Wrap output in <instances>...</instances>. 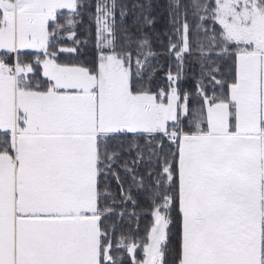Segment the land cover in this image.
I'll return each instance as SVG.
<instances>
[{"label": "snow or ice", "instance_id": "6c2138e0", "mask_svg": "<svg viewBox=\"0 0 264 264\" xmlns=\"http://www.w3.org/2000/svg\"><path fill=\"white\" fill-rule=\"evenodd\" d=\"M92 7L0 0V264H264V0Z\"/></svg>", "mask_w": 264, "mask_h": 264}, {"label": "trees", "instance_id": "16d2710c", "mask_svg": "<svg viewBox=\"0 0 264 264\" xmlns=\"http://www.w3.org/2000/svg\"><path fill=\"white\" fill-rule=\"evenodd\" d=\"M88 2L90 4L93 5L92 9H91V16L94 17V5L96 0H88ZM119 2H123V3H130L132 2V0H119ZM158 7L155 10V14L158 17V23H157V28L156 31L159 33H163L166 22H167V12L165 11L164 8V0H156ZM117 19L119 20V12H117ZM126 23L127 24H131L132 23V17L129 16L126 19ZM80 32H81V38H85V33L86 32H91L92 36L94 38V33H95V23H94V19L90 18V14L89 12H85V14L83 15V24L80 27ZM161 40L164 41L166 43L167 37L164 35H161ZM154 46L156 47L157 50L162 51V45L159 41H155L154 40ZM159 60L161 63L167 64L169 63V61L167 60L166 57L161 56L159 57ZM195 61V57H190L189 60L187 61V64L189 65L187 72H188V83H187V87H191L192 84V75H193V71H195V69L192 67V65L194 64ZM175 70L174 65H173V71ZM160 75H163V73L161 72ZM137 211H139V209H137ZM147 218H145L143 215L141 216V220H140V231L141 233L143 232L144 228L147 225ZM135 225H133L134 227Z\"/></svg>", "mask_w": 264, "mask_h": 264}]
</instances>
